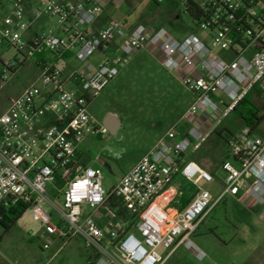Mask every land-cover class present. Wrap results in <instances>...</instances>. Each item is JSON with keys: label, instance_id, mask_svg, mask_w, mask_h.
I'll use <instances>...</instances> for the list:
<instances>
[{"label": "built area", "instance_id": "built-area-1", "mask_svg": "<svg viewBox=\"0 0 264 264\" xmlns=\"http://www.w3.org/2000/svg\"><path fill=\"white\" fill-rule=\"evenodd\" d=\"M111 1L0 0V46L21 55L28 48L41 56L35 80L0 104V210L25 205L45 229V248L56 235L79 237L94 257L92 264H162L180 246L202 259L206 253L193 236L219 202L228 195L249 196L264 205V137L255 128L245 124L228 140L232 159L222 163L225 177L216 195L201 186L213 180L212 172L193 160L180 162L256 86L264 94V0H196L202 11L192 19L214 33L222 54L205 36L179 38L163 26L139 22L128 29L124 20L112 18L94 29ZM119 39L126 55L142 48L157 52L193 100L108 193L101 169L82 162L79 146L88 135H104L106 128L88 106L119 67L106 55L65 74L54 58L70 51L77 60L88 61L97 51L107 54ZM21 64L20 59L0 57V90ZM176 170L197 185V192L173 213L165 207L164 193ZM57 180L63 184L54 196L61 197V205L48 193ZM110 195L134 213L132 226L139 236L120 220L99 223L94 213ZM159 246L167 249L164 256Z\"/></svg>", "mask_w": 264, "mask_h": 264}, {"label": "rangeland", "instance_id": "rangeland-1", "mask_svg": "<svg viewBox=\"0 0 264 264\" xmlns=\"http://www.w3.org/2000/svg\"><path fill=\"white\" fill-rule=\"evenodd\" d=\"M106 11L113 18L124 20L130 27L142 22L153 27L163 26L180 38L191 33L205 36L208 45L215 52H224L215 43L214 33L209 29H205V32L194 23L185 10V0H114ZM24 55L5 45L0 46V57L17 58L22 62L13 78L1 87L0 104L3 97L18 93L37 76L36 62L41 56L31 54L28 48L24 50ZM106 55L97 51L88 61L74 59L71 65L83 66L88 62L96 64ZM110 55L118 65L119 73L103 90L95 94L88 108L99 126L103 125V119L109 114L116 116L121 123L115 133L106 128L103 136L87 141L80 149L81 160L85 165L101 169L102 185L108 193L112 192L119 181L118 173L136 163L152 141L180 119L193 98L192 92L182 84L180 77L169 72L162 64L157 52L151 53L147 48H142L132 55H126L122 49L115 48ZM63 62L61 60L58 67L67 73L68 67L65 68ZM253 102L261 108V115L264 110V94L254 90ZM241 109H244L243 105L223 116L216 125L217 130L204 140V145L198 147V159L214 175L212 181H202L201 186L213 194H217L223 187L225 172L222 161L229 158L228 138L245 125L240 115ZM255 131L264 137V119L256 126ZM105 161L110 162L113 168L105 164ZM62 184L61 180L51 183L48 186L49 195L54 198L59 195ZM55 199L58 204H62L61 197ZM84 208L87 212L93 211L88 205H84ZM128 211L119 197L110 195L94 215L97 218L109 216L125 223ZM204 221L193 240L206 253L205 257L198 259L191 249L180 246L162 264H264V232L255 233V229L264 231V226L248 216L244 205L230 198L223 199ZM131 228L135 234L140 235L134 227ZM2 230L0 225V231ZM43 232L44 227L34 221L30 212H25L17 224L3 236L0 250L11 251L20 247L15 254L16 260L23 261L24 264H88L90 252L85 250L79 237L55 236L51 246L45 249L43 236L46 235ZM28 236H31L29 239L34 244L32 249L26 240ZM62 242L67 245L54 255ZM259 244L261 246L257 247ZM69 246H75L78 250L71 252ZM158 250L163 256L167 252L164 246H159ZM8 254L13 255L10 252Z\"/></svg>", "mask_w": 264, "mask_h": 264}, {"label": "crops", "instance_id": "crops-1", "mask_svg": "<svg viewBox=\"0 0 264 264\" xmlns=\"http://www.w3.org/2000/svg\"><path fill=\"white\" fill-rule=\"evenodd\" d=\"M112 1H114V0H112ZM112 1L105 7V9L99 14V16H98V18H97V20L95 21V23H94V29H99V28H101V27H103L110 19H112L113 17L112 16H110V14L106 11L107 10V7L112 3ZM43 21H46V19L44 18L43 19ZM128 27V29H131L132 27H130V26H127ZM157 27H159V26H157ZM180 38V37H179ZM121 42H122V40L121 39H119V40H117V41H115L113 44H112V47H111V49H109L108 50V52H107V55L111 58V53L115 50V48L116 49H120L121 50ZM148 50H150V49H148ZM151 51V50H150ZM151 53H152V51H151ZM77 60L74 56H73V53L72 52H70V51H66L65 53H63L61 56H58V57H56V58H54V61L56 62V64L58 65V63L62 60V61H64L63 62V66H65V68L66 67H68V70L70 71V69L72 68V67H75V66H78V64H72L71 65V63H72V60ZM103 60V59H102ZM112 60V59H111ZM101 60H98L97 61V63L98 62H100ZM113 61V60H112ZM114 62V61H113ZM77 63V62H76ZM96 63V64H97ZM115 63V62H114ZM68 71V72H69ZM64 72V71H63ZM67 72V73H68ZM170 72V71H169ZM65 74H67L66 72H64ZM172 73V72H171ZM175 76H177L175 73H173ZM71 86V85H70ZM23 90V88L18 92V93H16V94H13V95H7V96H5V97H3V99H2V102L1 103H5L6 101H7V99H9L10 97H12V96H15V95H17V94H19L21 91ZM192 100H193V98H192ZM192 102V101H191ZM190 102V103H191ZM190 105V104H189ZM46 120V122L47 123H49L50 121H51V119L50 118H47V119H45ZM121 123V122H120ZM120 123H119V126H120ZM206 124V126L208 127L209 126V123H205ZM215 130H217L216 129V127L212 130V131H210L209 133H208V135H207V137L205 138V140L206 139H208L210 136H211V134L215 131ZM165 133V132H164ZM163 134V133H162ZM161 134V135H162ZM161 135H159L158 137H156L153 141H152V143L149 145V147L147 148V150L144 152V153H146L147 151H149L150 149H151V147L157 142V140L160 138V136ZM232 135L233 134H231V136L228 138V140L232 137ZM99 136H95V135H88L86 138H85V140H84V142L79 146V151H80V149H81V147L82 146H84V144L87 142V141H92V140H95L96 138H98ZM205 144V141H203L202 143H201V145H204ZM200 145V146H201ZM81 152V151H80ZM81 158H82V154H81ZM228 159H232V158H227V159H223V161H225V160H228ZM187 160H193V161H195L197 164H199L201 167H203L204 169H206V170H208L206 167H205V164H204V162H202V161H200L199 159H198V147L197 148H192V149H190L189 151H187L185 154H183L181 157H180V162H181V164H183V163H185ZM222 161V162H223ZM221 162V163H222ZM105 164H109L110 165V162H108V161H105ZM135 163H133L131 166H129V168L127 169V170H125L124 172H119L118 173V178H120L122 175H124L125 173H127L130 169H131V167L134 165ZM110 167L111 168H113L112 167V165H110ZM209 171V170H208ZM196 192H197V185L195 184V183H193L192 181H189L179 170H176L174 173H173V175H172V177H171V179H170V181H169V183H168V185H167V187H166V191H165V193H164V196H166V202H165V207L167 208V209H169L171 212H173V213H175V212H177V211H180V210H182V209H184L188 204H189V202L192 200V198L194 197V195L196 194ZM214 195H216V194H214ZM227 198H230L231 200H233V201H235V202H237V203H240V204H242V205H244L245 206V208L247 209V211H248V216L249 217H252V219H254V222H257V223H259L260 225H263L264 226V207L262 206V205H259V204H257V203H255V202H253V200L249 197V196H244L242 199H239L237 196H231V195H228V196H226L225 198H224V200L225 199H227ZM26 212H28V211H26ZM211 213V212H210ZM209 213V214H210ZM22 217V216H21ZM20 217V218H21ZM20 218L17 220V222L20 220ZM111 218L108 216V217H106V216H100L99 218H98V221H99V223L102 225V226H106L107 225V223H108V221L110 220ZM135 220H136V218L134 217V213L132 212V211H128V219H127V222H125V224H126V228H128V229H132L131 227H133L132 226V224L135 222ZM205 220V219H204ZM35 221V220H34ZM17 222L12 226V227H14L16 224H17ZM37 222V221H36ZM205 221H203L202 222V224L204 223ZM201 224V225H202ZM1 225V224H0ZM200 225V226H201ZM2 226V225H1ZM200 228V227H199ZM10 231V230H9ZM198 231L199 230H197V232L195 233V235L198 233ZM261 232H264V231H262L261 229H255V233H257V234H261ZM43 233H45V229H44V232ZM42 233V234H43ZM41 234V235H42ZM194 235V236H195ZM33 236V235H32ZM56 236H58L59 238H62V237H60L59 235H56ZM55 237V236H54ZM29 238H31V236H28V238L26 239V240H28L29 241V243H30V246H31V249L34 247V244H33V242L29 239ZM80 240H81V242H82V244H83V246H84V248H85V250L86 251H88L87 249H86V246H85V244H84V242H83V240L81 239V238H79ZM264 242V239L262 240V243ZM51 243H52V241L50 242V245H49V247L51 246ZM44 244V243H43ZM261 244V243H260ZM257 245V247H260L261 245ZM64 245H67L66 243H64V242H62V244H60L58 247H57V250L54 252V255H56V253H59L60 251H62L63 250V246ZM49 247H47V248H49ZM43 248H45L44 247V245H43ZM264 248V247H263ZM46 249V248H45ZM20 250V247L18 248H14V249H12L11 251H9V250H7V249H5V250H0V264H24L25 262H23V261H17L16 259H17V256L15 255L18 251ZM22 250V249H21ZM24 250V249H23ZM69 250L71 251V252H75V251H77L78 249H76V247L75 246H69ZM263 251H264V249H263ZM8 252H10V253H12L13 255L12 256H10V254H8ZM88 254V253H87ZM53 254L51 255L52 257L54 256ZM35 256V255H34ZM87 258H88V255H86V262H87Z\"/></svg>", "mask_w": 264, "mask_h": 264}, {"label": "trees", "instance_id": "trees-1", "mask_svg": "<svg viewBox=\"0 0 264 264\" xmlns=\"http://www.w3.org/2000/svg\"><path fill=\"white\" fill-rule=\"evenodd\" d=\"M202 7L196 0H186V12H188L191 17H195L196 14L201 13ZM254 90H259L256 86L252 91H250L239 103L238 107L239 109L241 105L244 106V109L240 110V115L242 119L244 120L245 124L251 126L252 128H256V126L264 119V110L259 115V112L261 110L260 107H258L253 102V93ZM264 108V105L262 106ZM26 206L22 204H17L15 206L10 207L9 209H1L0 210V224L3 227V230L0 231V241L2 240L3 236L12 228V226L17 222V220L26 212ZM93 255L90 253L89 255V262L88 264H92L93 262Z\"/></svg>", "mask_w": 264, "mask_h": 264}, {"label": "water", "instance_id": "water-1", "mask_svg": "<svg viewBox=\"0 0 264 264\" xmlns=\"http://www.w3.org/2000/svg\"><path fill=\"white\" fill-rule=\"evenodd\" d=\"M102 123L110 132L115 133L119 127L120 120L116 116L109 114L103 119Z\"/></svg>", "mask_w": 264, "mask_h": 264}]
</instances>
